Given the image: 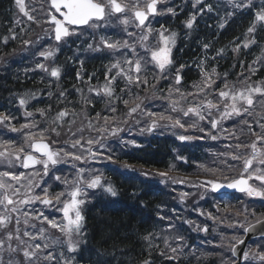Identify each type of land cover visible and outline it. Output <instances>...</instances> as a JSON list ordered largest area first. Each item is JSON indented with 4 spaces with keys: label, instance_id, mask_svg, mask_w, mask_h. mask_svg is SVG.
<instances>
[{
    "label": "trees",
    "instance_id": "obj_1",
    "mask_svg": "<svg viewBox=\"0 0 264 264\" xmlns=\"http://www.w3.org/2000/svg\"><path fill=\"white\" fill-rule=\"evenodd\" d=\"M252 2L242 18L259 23L236 20L241 14L235 10L224 28L204 26L200 35L198 25L177 21L172 61L162 65L153 57L162 43L138 35L151 30L130 27L119 40L126 30L117 17L112 41L102 36L109 25L103 20L92 32L75 31L71 46H60L47 23L48 0H0V150L17 162L13 153L24 156L33 141L45 139L57 154L47 171L25 175L38 197L28 226L10 208L26 194L3 193L0 264H48L49 251L30 245L41 235L48 243L64 242L72 264L233 262L232 245L242 232L230 226L238 214L221 211L228 221L213 224L221 217L211 210L214 201L207 202L198 180L182 178L233 173L189 168L194 153L180 137L201 127L190 108L214 100L229 111L264 108V3ZM205 50L218 58L205 68H187L188 59ZM12 170L20 174L17 165ZM72 202L83 215L80 230L35 217L43 212L61 221L52 214Z\"/></svg>",
    "mask_w": 264,
    "mask_h": 264
},
{
    "label": "flooded vegetation",
    "instance_id": "obj_2",
    "mask_svg": "<svg viewBox=\"0 0 264 264\" xmlns=\"http://www.w3.org/2000/svg\"><path fill=\"white\" fill-rule=\"evenodd\" d=\"M123 3L121 0H119ZM126 5L124 4V9L129 13L131 9H133L132 13L139 9L146 10L149 3L152 0H124ZM161 5V12H159V19H151L150 24H157L158 26H176L177 21H180L179 24H184L186 20H190L192 16L191 9L196 7V3L198 2L201 7H208L207 4H212L214 6H218L221 3L219 0H159L158 6ZM183 7V8H182ZM217 8V7H216ZM171 9V10H170ZM170 10V12H168ZM171 11L174 12V16H171ZM157 15V14H156ZM155 15V16H156ZM194 134H197L194 132ZM226 135L222 131L218 130H206L204 133V137L206 138V149L212 150L213 146L217 142H224L227 144L228 139H226ZM234 146L240 147V143L246 141L248 143V147L250 150L251 156L254 158V163L257 162V169L264 170V131H260L258 129L253 131H234ZM213 139H218L213 142ZM217 145V144H216ZM193 148H196L194 144H192ZM247 176H245L249 180L250 189L246 193V196L238 194H224L223 197L227 198V196H233V199L237 200V204L235 207L239 214L242 211V200L246 198L245 208L247 209V213L252 215L254 219L259 220L264 218V175H259L258 172H254L251 170L250 163H248L246 171ZM215 183H222L211 181L207 184L208 186V197L211 199L213 194L212 187ZM221 194V193H219ZM238 195V196H236ZM256 249L261 250L264 248V240H260L256 243ZM263 245V246H261ZM248 250V249H247Z\"/></svg>",
    "mask_w": 264,
    "mask_h": 264
},
{
    "label": "rangeland",
    "instance_id": "obj_3",
    "mask_svg": "<svg viewBox=\"0 0 264 264\" xmlns=\"http://www.w3.org/2000/svg\"><path fill=\"white\" fill-rule=\"evenodd\" d=\"M244 0H241L240 2H236L232 5H223V7L228 10L227 12L225 11L224 8L222 7H219V6H222V5H218V6H214L212 4H207V10L205 11V13L203 14L204 11L202 10H198L197 11V23L196 25L199 26V28H203L204 26H209L210 29L212 30L213 32V28H217V29H220V28H224L226 22L228 20L231 19V17L233 15H235V10H238L237 12H239L241 15H239V17L237 18V20H240L241 22L244 20V19H247V21H250L248 18H242V13L245 12L244 16H248L250 13H249V5H250V0H247L245 3H243ZM260 2L264 3V0H260ZM217 7V8H216ZM264 7V6H263ZM257 19V18H256ZM210 30V31H211ZM202 44V43H201ZM169 49L170 50V47L168 45H165L159 50L157 51L154 55L155 56H158L159 54H161L164 50H167ZM206 49V48H205ZM82 54V53H81ZM160 61V60H158ZM161 62V61H160ZM163 63V62H162ZM197 63L201 64L202 66H204L206 63H207V58L206 57H198L197 55L191 59H188L187 61V64L188 66H195L197 65ZM203 113L204 116H201V114ZM198 117L200 118H205L207 119L206 117V113H204L202 110L200 111V113L195 117V116H192V120L195 121V125H197V122H199V124L203 123L202 121H200L198 119ZM206 123H208L206 121ZM195 130V129H194ZM219 131V130H218ZM233 141L234 139H230L229 141V145H233ZM53 155V154H52ZM46 158L44 161H43V166H44V169H47L51 163L54 162V156H53V160ZM258 167V164L257 162L253 163V166L251 167V170L254 171V172H258L259 175H264V170L261 168L257 169ZM1 173V171H0ZM1 176V174H0ZM1 179V178H0ZM19 180H21V182H19L20 184H23L24 181H27L25 179V176L24 175H21L19 178ZM3 180V179H1ZM57 180V178H56ZM28 192V191H27ZM29 202L25 203L24 206H20L19 204L17 205V211L18 213L21 215V216H33V213L31 212V210L34 209V205L36 204L35 201H32L31 199L33 198L32 194H30L29 196ZM34 200H37V197H34L33 198ZM58 199V198H56ZM30 204H33V205H30ZM73 204L74 202L66 205L64 207L63 210H61V213L60 214H52L53 216L57 217L58 215L60 217L63 216V220L61 221H57V222H54V221H50L52 220V218H49L47 217V215H45L43 212L42 213H37L35 215V217L37 218H42L43 220H47L51 222V225L52 226H55L57 228H60V229H68V230H71L70 228H75V226L77 225L78 223V226H77V229L80 230L81 227H82V224H83V217L82 215L79 213V211L73 207ZM46 206V205H45ZM30 223V219L26 218V221L24 223V226H28ZM65 226V227H64ZM26 234H30V230L29 231H26ZM39 235V233H38ZM42 236V241H38V242H34L31 245L32 248L36 249L37 248H44V247H49L48 245V238L41 235ZM54 245L60 250V248H66L67 245H65L64 242H59V240H56L54 241ZM36 246V247H35ZM69 247V246H68ZM62 250V249H61ZM29 261V260H28ZM53 261V260H52ZM58 264L62 263L63 260H56ZM71 262H69L68 264H70Z\"/></svg>",
    "mask_w": 264,
    "mask_h": 264
},
{
    "label": "water",
    "instance_id": "obj_4",
    "mask_svg": "<svg viewBox=\"0 0 264 264\" xmlns=\"http://www.w3.org/2000/svg\"><path fill=\"white\" fill-rule=\"evenodd\" d=\"M52 5L60 11L61 8H65V12H62L63 19L56 20L51 18L50 22H55V35L57 40H61L62 37L69 34L67 24L74 26H84L89 23L92 18L101 19L104 17V7L94 2L93 0H52ZM117 2H114L115 9L119 11ZM156 8L153 3L149 5V13H155ZM136 16L141 24L146 20L147 14L145 11H137ZM165 58L164 56H162ZM35 147L42 155H49L50 146L46 141L35 142ZM26 166H34L37 161L29 154L24 159ZM248 184L246 179H240L231 184L216 185L215 189L218 191H244L247 190ZM264 236V219L252 224L246 230V235L233 247V253L237 258L234 264H242L245 258V251L248 243L254 237Z\"/></svg>",
    "mask_w": 264,
    "mask_h": 264
}]
</instances>
